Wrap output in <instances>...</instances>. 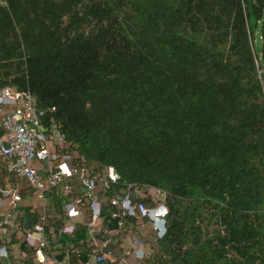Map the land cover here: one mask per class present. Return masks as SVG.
Segmentation results:
<instances>
[{
	"label": "trees",
	"instance_id": "16d2710c",
	"mask_svg": "<svg viewBox=\"0 0 264 264\" xmlns=\"http://www.w3.org/2000/svg\"><path fill=\"white\" fill-rule=\"evenodd\" d=\"M3 87L164 193L146 264H264V0H0Z\"/></svg>",
	"mask_w": 264,
	"mask_h": 264
},
{
	"label": "built area",
	"instance_id": "2783aa9c",
	"mask_svg": "<svg viewBox=\"0 0 264 264\" xmlns=\"http://www.w3.org/2000/svg\"><path fill=\"white\" fill-rule=\"evenodd\" d=\"M42 115L30 94L12 87L0 88V162L5 164L6 171L14 179L25 182L41 204L49 190L57 192L60 189L66 197L63 209L68 220L72 221L88 210L89 217L84 225L95 254V264H104L107 258L113 256L110 238L96 237L104 206L108 216L117 222L115 233L121 230L127 218L143 223L146 220L157 235L163 233L166 213L163 192L153 187L128 185L117 196L98 198L97 186L104 191L119 180L118 173L112 167L96 169L83 164L76 152L65 149L67 145L55 124L49 131L42 127ZM4 197L8 198L11 209L21 200L17 190L0 189V204ZM4 223L0 222V234ZM74 230V224L65 223L51 235L72 234ZM35 232L40 236L33 237ZM24 239L33 249L36 263L45 264L47 239L43 222L36 223L32 232H25ZM129 251L132 250H127L125 255ZM133 253L141 261L148 256L143 250ZM6 255V248L0 246V259Z\"/></svg>",
	"mask_w": 264,
	"mask_h": 264
},
{
	"label": "crops",
	"instance_id": "0c3cea01",
	"mask_svg": "<svg viewBox=\"0 0 264 264\" xmlns=\"http://www.w3.org/2000/svg\"><path fill=\"white\" fill-rule=\"evenodd\" d=\"M0 189L17 190L21 195V200L13 209L9 207L7 197H4L0 204V222L5 221L0 234V246H4L7 251L6 257L0 259V264H37L33 249L27 244L24 234L27 231L32 232L33 226L40 222L44 224V236L47 239L45 264H95V254L92 252L91 240L84 225L89 217L88 210L72 221L68 220L63 209L66 197L62 195L60 189L57 192L49 190L44 203L41 204L32 195L31 189L26 187L25 182L14 179L1 162ZM97 194L98 198H105L99 185ZM65 223L74 224V232L55 234L52 237L51 234L56 233ZM124 223L121 230L115 233L118 229L117 222L108 216L106 206L103 207L96 237L98 239L109 237L113 250V256L107 258L104 264H146L151 253L150 247L156 241L149 230V223L146 220L143 223L133 219ZM133 226L137 232H133ZM143 227L147 231H139L144 229ZM32 236L37 238L40 235L35 232ZM127 250L132 251L125 255ZM135 250H143L148 256L141 261L135 257L133 253Z\"/></svg>",
	"mask_w": 264,
	"mask_h": 264
},
{
	"label": "rangeland",
	"instance_id": "374dc122",
	"mask_svg": "<svg viewBox=\"0 0 264 264\" xmlns=\"http://www.w3.org/2000/svg\"><path fill=\"white\" fill-rule=\"evenodd\" d=\"M154 198V197H153Z\"/></svg>",
	"mask_w": 264,
	"mask_h": 264
}]
</instances>
